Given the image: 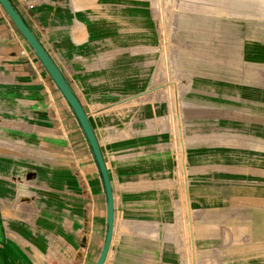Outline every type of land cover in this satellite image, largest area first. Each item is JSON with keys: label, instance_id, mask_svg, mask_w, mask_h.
I'll use <instances>...</instances> for the list:
<instances>
[{"label": "rangeland", "instance_id": "1", "mask_svg": "<svg viewBox=\"0 0 264 264\" xmlns=\"http://www.w3.org/2000/svg\"><path fill=\"white\" fill-rule=\"evenodd\" d=\"M93 6L106 15V42L86 45L89 66L73 85L102 156L114 139L153 131L159 154L173 161L175 264H264V70L240 54L257 25L220 18L206 27L188 13L264 23V0ZM50 81L52 105L69 111Z\"/></svg>", "mask_w": 264, "mask_h": 264}, {"label": "crops", "instance_id": "2", "mask_svg": "<svg viewBox=\"0 0 264 264\" xmlns=\"http://www.w3.org/2000/svg\"><path fill=\"white\" fill-rule=\"evenodd\" d=\"M11 2L75 90L89 66L86 45L106 42V15H95L93 6L106 12V0ZM0 10V264H93L105 219L94 165L79 128L69 127L70 112L52 105L44 69ZM188 13L206 27L220 18L253 20L256 30L242 41L240 54L264 70V23ZM141 130L143 140L106 144L113 222L102 264H175L173 161L159 154L153 131Z\"/></svg>", "mask_w": 264, "mask_h": 264}, {"label": "water", "instance_id": "3", "mask_svg": "<svg viewBox=\"0 0 264 264\" xmlns=\"http://www.w3.org/2000/svg\"><path fill=\"white\" fill-rule=\"evenodd\" d=\"M0 7L10 19L18 33L23 37L26 45L30 48L39 64L44 69L45 73L49 76L53 86L63 98L65 105L75 120V123L79 128L87 147L90 159L94 165L100 182L105 207L102 243L93 263L102 264L108 249L112 232L113 203L108 172L94 130L88 119L86 111L84 110L76 95L75 90L69 83L66 76L63 74L62 70L56 64L50 53L45 49L44 45L33 33L26 19L12 4L11 0H0Z\"/></svg>", "mask_w": 264, "mask_h": 264}, {"label": "built area", "instance_id": "4", "mask_svg": "<svg viewBox=\"0 0 264 264\" xmlns=\"http://www.w3.org/2000/svg\"><path fill=\"white\" fill-rule=\"evenodd\" d=\"M32 5H33V4H32L31 2H29V3L26 4L27 7H31ZM0 12H1V10H0ZM1 13H2V12H1ZM5 20H6V18H5ZM181 252H182V255H184V251L181 250Z\"/></svg>", "mask_w": 264, "mask_h": 264}, {"label": "trees", "instance_id": "5", "mask_svg": "<svg viewBox=\"0 0 264 264\" xmlns=\"http://www.w3.org/2000/svg\"><path fill=\"white\" fill-rule=\"evenodd\" d=\"M2 9V8H1ZM3 11V10H2ZM4 12V11H3ZM5 13V12H4ZM21 36V35H20ZM21 38L23 39V37L21 36ZM24 41V39H23ZM25 42V41H24ZM47 75V74H46ZM47 78L50 80L49 76L47 75ZM71 115V114H70ZM72 116V115H71Z\"/></svg>", "mask_w": 264, "mask_h": 264}, {"label": "bare ground", "instance_id": "6", "mask_svg": "<svg viewBox=\"0 0 264 264\" xmlns=\"http://www.w3.org/2000/svg\"><path fill=\"white\" fill-rule=\"evenodd\" d=\"M86 114H87V112H86ZM87 116H88V114H87ZM105 165H106V163H105Z\"/></svg>", "mask_w": 264, "mask_h": 264}]
</instances>
